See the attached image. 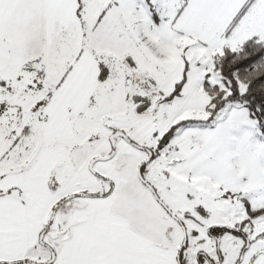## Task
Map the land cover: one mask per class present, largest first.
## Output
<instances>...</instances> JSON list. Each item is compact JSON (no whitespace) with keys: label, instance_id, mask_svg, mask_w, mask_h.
I'll use <instances>...</instances> for the list:
<instances>
[{"label":"snow or ice","instance_id":"obj_1","mask_svg":"<svg viewBox=\"0 0 264 264\" xmlns=\"http://www.w3.org/2000/svg\"><path fill=\"white\" fill-rule=\"evenodd\" d=\"M0 264H264V0H0Z\"/></svg>","mask_w":264,"mask_h":264}]
</instances>
